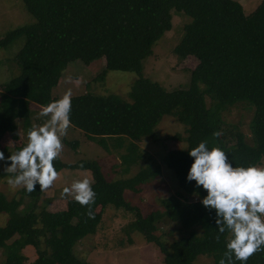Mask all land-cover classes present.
Listing matches in <instances>:
<instances>
[{"label": "trees", "instance_id": "16d2710c", "mask_svg": "<svg viewBox=\"0 0 264 264\" xmlns=\"http://www.w3.org/2000/svg\"><path fill=\"white\" fill-rule=\"evenodd\" d=\"M23 2L35 20L0 38L1 51L19 36L25 37L15 57L18 73L0 84V151L8 149L2 140L10 132H17V119L29 129L33 102L45 106L59 98L53 95V89L71 62L80 60L89 65L101 58L105 67L97 79L102 80L108 70L139 75L129 99L90 91L71 96V124L82 129L89 140L110 150V140L117 147H123L127 139L158 140L157 125L165 115H171L186 126L188 147L171 149L164 158L181 189L162 199L164 211L144 212L125 197L127 191L141 192L143 185L159 174V168L150 165L133 176L110 181L98 161L67 163L59 157L53 161L57 173L64 168L91 170L95 192L89 205L70 198L67 207L59 211L37 209L44 191L38 184L32 192L21 188L19 196L11 199L0 191V213L7 214L5 224L0 225V248L5 255L2 264H25L28 256L24 249L30 245L37 253L32 264H91L75 249L84 238L97 233L108 206L135 211L136 218L126 231L142 233L148 242L156 244L164 254V264H196L201 254L213 256L217 264L230 234L226 231L216 238L215 214L199 202L205 191L195 189L194 181H186L192 160L187 149L206 141L210 148L223 149L237 166L264 164V0L250 14L237 0ZM174 9L191 21L184 26V35L173 52L182 59L194 56L197 64L187 87L168 90L143 75V63L153 54L155 43L172 29ZM207 95L213 100L210 106ZM240 103L253 109L252 143L238 125L223 118L225 111ZM172 137L182 138L181 134ZM24 144L16 146L14 152ZM73 145L78 146V142ZM127 150L121 155L122 163L130 170L143 154L136 152L134 144ZM26 200L28 205L22 208ZM165 220L178 223L184 231L168 245L159 228ZM247 264H264V251L249 257Z\"/></svg>", "mask_w": 264, "mask_h": 264}, {"label": "rangeland", "instance_id": "374dc122", "mask_svg": "<svg viewBox=\"0 0 264 264\" xmlns=\"http://www.w3.org/2000/svg\"><path fill=\"white\" fill-rule=\"evenodd\" d=\"M237 1L243 5L245 13L250 14L262 0ZM34 20V16L27 10L23 0H0V38L8 31ZM190 21L189 16L174 9L172 29L155 43L153 54L143 63V75L151 81L160 83L168 90L187 87L191 81V70L197 64V59L194 56L182 59L173 52L184 35V26ZM24 41L25 37L19 36L8 47L0 51V84L7 83L18 73L19 68L15 57ZM104 67L103 58L95 60L89 65L80 60L71 62L63 72L59 84L53 89V95L61 97L69 90L71 96L90 91L100 95L116 94L129 99L131 86L139 75L133 71L108 70L102 80L97 79ZM206 101L210 106L211 101L213 102L211 95H207ZM34 106L38 107L40 104L35 103ZM38 113L33 111L28 128L33 125L39 126L47 119L39 117ZM252 116L253 109L245 103L232 106L223 113L224 120L230 124L238 125L246 134L249 143L253 142L250 128ZM17 123L19 124L17 132H10L2 140V144L8 147L3 152L5 157L14 152L16 146L26 143L27 129L23 128L22 119H17ZM156 133L159 136L158 140L146 137L139 142L133 141V143L127 139L123 147L115 146L114 142L110 140V150H106L98 143L89 140L82 129L70 123L62 137L63 148L59 157L67 163H75L79 160L98 161L103 174L110 181L133 176L148 165L152 169L159 168V174L145 183L141 192L127 191L125 197L133 206L141 208L144 212L155 209L164 211L162 199L181 190L174 170L166 165L164 158L171 149H186L188 142L184 139L187 135L186 126L171 115L163 117L156 127ZM176 134H181V140L172 137ZM75 141L78 142V146L73 145ZM132 144H134L136 152L143 154V158L130 170H126L121 155L127 153V147ZM259 167H264V164ZM4 169L5 164L0 163V191L9 199L18 197L19 190L23 187L10 186L7 181L13 175ZM85 177L91 183L93 182V174L89 169L64 168L60 170L53 183L43 191L37 209L42 207H46L50 211L65 209L67 201L72 196L63 193V189L74 181ZM192 199L197 198L192 197ZM27 201L24 202L22 208L27 207ZM135 218V211L108 206L104 211L97 233L84 238L76 246V254L91 264H164V254L156 244L148 242L142 233L126 231L128 225ZM6 219L7 214L0 213V225H4ZM165 221L159 224V228L168 245L174 239L180 238L184 231L180 229L178 223ZM24 253L28 256L25 264H32L37 257L35 248L31 245L27 246ZM4 260L5 255L3 249L0 248V264ZM214 262V257L208 254L198 255L195 260L196 264H214Z\"/></svg>", "mask_w": 264, "mask_h": 264}, {"label": "clouds", "instance_id": "9594fccd", "mask_svg": "<svg viewBox=\"0 0 264 264\" xmlns=\"http://www.w3.org/2000/svg\"><path fill=\"white\" fill-rule=\"evenodd\" d=\"M71 107L69 90L40 109L38 116L47 119L27 130L22 147L7 157L0 151L4 170L14 174L7 181L10 186L32 192L37 184L43 191L53 183L58 175L53 161L62 151V137L71 123ZM187 150L192 160L186 181H194L195 189L205 191L199 202L215 214L216 238L226 231L230 234L217 264H247L249 257L264 251V167L237 166L223 149L210 148L206 141ZM63 193L80 205H89L95 197L87 177L74 181ZM194 195L199 196V192ZM87 214L91 216L92 212Z\"/></svg>", "mask_w": 264, "mask_h": 264}, {"label": "crops", "instance_id": "0c3cea01", "mask_svg": "<svg viewBox=\"0 0 264 264\" xmlns=\"http://www.w3.org/2000/svg\"><path fill=\"white\" fill-rule=\"evenodd\" d=\"M35 105V102H33L32 103V111H37V112H39L40 111V109L43 107L42 105H40V106H34ZM32 114H33V112H32Z\"/></svg>", "mask_w": 264, "mask_h": 264}]
</instances>
